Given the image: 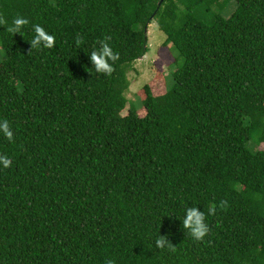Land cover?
Wrapping results in <instances>:
<instances>
[{"label": "trees", "instance_id": "obj_1", "mask_svg": "<svg viewBox=\"0 0 264 264\" xmlns=\"http://www.w3.org/2000/svg\"><path fill=\"white\" fill-rule=\"evenodd\" d=\"M0 19V264H264V0H0ZM153 22L174 60L139 108ZM35 24L55 47L31 49ZM105 39L110 75L87 53Z\"/></svg>", "mask_w": 264, "mask_h": 264}, {"label": "clouds", "instance_id": "obj_2", "mask_svg": "<svg viewBox=\"0 0 264 264\" xmlns=\"http://www.w3.org/2000/svg\"><path fill=\"white\" fill-rule=\"evenodd\" d=\"M4 21L0 19V24ZM29 24V20L22 16H17L12 20V23L8 26V31L12 34L23 32L24 26ZM34 35L30 40L31 49L38 48H53L56 46L55 35L49 33L40 24H35L32 26ZM81 40L76 41L77 45L81 44ZM89 60L93 65L96 73H102L104 75H110L114 70V64L119 59V54L113 51L111 45L105 41L99 42V46L94 48L91 52H87ZM0 135H3L8 141H12L14 137V132L9 125L8 120L0 118ZM12 165L11 159L7 155H0V169L9 168ZM214 211V209H209V213ZM182 227L187 230L188 234L192 236L193 239L200 241L203 240L210 231L209 225L206 221V213L201 210L198 206L187 207L184 211L182 218ZM155 246L160 249L166 247H172L171 243L167 240L166 236L159 235L155 240ZM106 264H114L112 259H107Z\"/></svg>", "mask_w": 264, "mask_h": 264}, {"label": "rangeland", "instance_id": "obj_3", "mask_svg": "<svg viewBox=\"0 0 264 264\" xmlns=\"http://www.w3.org/2000/svg\"><path fill=\"white\" fill-rule=\"evenodd\" d=\"M226 8L227 9H225L224 12L228 16L229 13L235 10L236 5L232 1L227 5ZM216 13L221 12L217 10ZM148 35L150 51L144 57L136 60L133 63L132 68L129 72V78L131 80L132 86L126 93L129 100L133 101L139 108L143 107L141 98H138L139 91L146 84L154 82L155 77H157L159 74H163V71H170L168 65L174 60L171 49H169V47L165 45L167 36L159 28L156 22H153L151 25H149ZM171 81L172 80H170V82ZM129 106L130 105L128 104V107L123 112V114H127Z\"/></svg>", "mask_w": 264, "mask_h": 264}]
</instances>
